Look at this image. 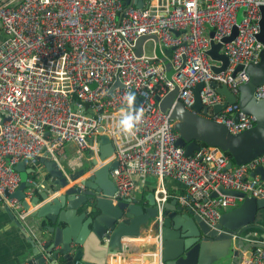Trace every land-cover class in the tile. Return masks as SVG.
<instances>
[{"label": "built area", "instance_id": "built-area-1", "mask_svg": "<svg viewBox=\"0 0 264 264\" xmlns=\"http://www.w3.org/2000/svg\"><path fill=\"white\" fill-rule=\"evenodd\" d=\"M263 6L264 0H145L142 9L134 0L130 5L126 0L2 1L0 206L26 220L31 210L25 209L23 200L29 202L33 193H25L21 201L12 197L21 184L16 165L27 161L37 180L45 174L41 158L49 154L62 168L60 160L66 161L63 155L69 145L75 147L76 166L88 165L89 151L99 161L104 134L115 146L111 160L118 162L110 171L116 185L112 199L134 201L136 192L156 179L160 223L171 199L212 228L243 202L220 189L264 199V180L252 176L264 165V156L231 169V157L216 147L201 146L187 156L177 145L172 110L162 111L157 100L178 87L177 101L193 111L195 88L203 84L200 99L212 111L225 103L214 83L228 86L238 96L239 88L250 82L246 69L260 62L264 50L258 39ZM235 27L237 38L225 43ZM144 36H157L163 54L172 49L170 61L176 71L172 81L157 55L156 42L152 57L145 52L146 43L142 55H136L137 41ZM212 42L221 44L220 54L229 59L225 72L213 70L223 64L208 55ZM239 66L243 70L235 75ZM117 79L123 86L110 93ZM255 97L264 101V85L256 89ZM137 98L143 103L134 112ZM212 118L231 135L255 126L254 117L242 114L238 106ZM168 180L183 186L184 193L170 195ZM40 182L29 181L41 190L45 186ZM154 243L156 251L149 254L158 261L146 263L142 255L133 264H162V238ZM243 264H264V247L254 249Z\"/></svg>", "mask_w": 264, "mask_h": 264}, {"label": "water", "instance_id": "water-1", "mask_svg": "<svg viewBox=\"0 0 264 264\" xmlns=\"http://www.w3.org/2000/svg\"><path fill=\"white\" fill-rule=\"evenodd\" d=\"M132 2L126 0L128 5ZM144 3L145 0H134V5L140 9ZM261 14L258 39L264 45V6ZM174 34L180 35L176 31ZM237 36L235 27L232 35L224 39V42L230 43ZM211 37H214V33ZM149 40L157 43L158 57L165 67L168 80L172 81L176 73L170 61L172 49L162 55L157 36L141 37L137 41L136 55H142L143 47ZM221 48V44L212 42L208 52L213 61L223 64L221 68L213 67L216 73L225 72L229 67V59L220 54ZM242 70L243 67L239 66L235 75ZM246 72L250 82L239 88L238 96L226 85L213 84L225 98V103L215 106L212 111L202 105L200 91L203 84L195 88L193 111L183 110L184 115L180 116L177 109L183 107L181 102L167 107L172 110V118L181 121L177 126L181 134L177 145L185 149L187 156L200 149L198 141L216 137L213 131L215 125L227 128L211 119L192 117L199 114L205 117L209 114L219 115L229 106H238L242 114L254 117L255 126L238 135L230 134L228 152L231 161L228 169L249 164L264 156V101L255 97L256 89L264 85V50L260 62L251 64ZM122 86L120 79H117L110 93ZM178 92L176 87L165 98H157L162 111H167L163 109V103L168 97L177 96ZM142 103L143 99L137 98L133 111H138ZM235 121H239V115L235 116ZM99 147V161L94 152L89 151L90 163L77 170L65 164L63 159L60 160L62 168L58 167L49 154L41 158L45 174L38 179H42L47 186L41 190L35 189L30 203L23 200L25 209L31 210L28 227L33 232V236L28 238L31 248L25 254L27 264H109L111 255L126 249L121 240L128 237H150L158 241L161 237L162 264H225L232 257L237 259L235 264H243L245 256L250 259L254 249L264 247L257 243L263 239L255 237L264 234V199L249 198L242 193L220 189L227 196L243 198V202L238 208L224 213L216 228L208 225L192 209L182 208L177 200L165 205L163 222L160 223L154 193L147 197L148 207L142 206L138 200L114 202L112 197L116 185L110 177V171L118 166L117 161L111 160L115 146L108 135L104 134L100 137ZM96 166L99 167L92 171ZM15 169L20 174L34 173L37 178L35 170L29 168L27 161L20 162ZM252 176H260L264 180V165L256 169ZM27 186L34 188L33 184ZM8 212L13 217V212ZM151 247L153 250L156 248L155 245Z\"/></svg>", "mask_w": 264, "mask_h": 264}, {"label": "crops", "instance_id": "crops-1", "mask_svg": "<svg viewBox=\"0 0 264 264\" xmlns=\"http://www.w3.org/2000/svg\"><path fill=\"white\" fill-rule=\"evenodd\" d=\"M2 1L4 0H0V3ZM3 39H4V35H3L1 26H0V43L3 41ZM149 42H152L153 46H155V41L153 40L147 41L145 45V52L147 48V43ZM162 55H165V54L162 53ZM165 102L168 104V107L173 103L174 104L179 103L177 101V96H170ZM180 105L184 107L183 104L180 103ZM183 107H180L177 109V113L180 116L184 115L183 110H185L186 112L189 111L185 107L184 108ZM169 110L170 109L168 108L167 111ZM197 117H200V118L203 117L204 119L207 118V120L209 119L208 117L203 116V114L193 116L192 118H197ZM174 120H175L176 131L178 135L180 136L181 134H180L179 129H177V126H178V123H181V121L176 120V119ZM63 156L67 157L65 164L69 162L68 164H70L71 166H74L73 168L76 170L82 167V166L80 167L76 166L77 160H75L76 154H75V147L73 145L68 146ZM34 176H35L34 173H25L24 175L21 174V178L23 179V181L27 182L26 187H25L26 191L19 192L18 190L12 195V197L20 200V198L24 196L25 193H33V197H34L35 188H30L27 186L28 184H30L29 183L30 180L35 181L36 183L40 182L38 179L36 180ZM41 182L44 184L45 187L47 186V183L42 181V179H41ZM156 185H157L156 179H153V178L149 179L147 186L140 188L136 192L135 200H138L142 206L148 207L149 200L147 199V197L151 193H154ZM166 186H167V189L170 195H172L173 197H177L180 194L184 193L183 186L171 180H168L166 182ZM173 200H176V199H171L170 202ZM12 214H13V217L12 215L9 214L8 209L0 206V264H27L25 254L31 248L28 238L33 236V232L30 231L28 227L30 220L27 218L26 220L23 221L18 217L16 213L13 212ZM255 237H257V239H261V238L263 239L262 241H258L259 243L264 242V234H259V235L257 234L255 235ZM121 241L123 243V247H126V249L123 250L121 253H117L120 255H117L118 257L115 260H113L114 255H111L109 264H133V260L136 257H140L142 255H144V259L146 263H149V262L151 263L153 259L156 260V262L158 261V259L153 258L149 254L150 251L154 252V250H152V247L150 245H152V243L155 242V239H152L150 237H146V238L128 237L125 239L123 238V240ZM154 245L155 243L152 246ZM244 259H246V256ZM236 261L237 259H235V257H232V260L229 259L228 262L225 264H235Z\"/></svg>", "mask_w": 264, "mask_h": 264}, {"label": "trees", "instance_id": "trees-1", "mask_svg": "<svg viewBox=\"0 0 264 264\" xmlns=\"http://www.w3.org/2000/svg\"><path fill=\"white\" fill-rule=\"evenodd\" d=\"M225 130L226 128L215 125L213 131L216 137L208 141H198V142L200 143V145L202 144L201 146L223 148L225 150V153L230 157V154L228 152V142L231 135L230 133L229 135H226Z\"/></svg>", "mask_w": 264, "mask_h": 264}, {"label": "rangeland", "instance_id": "rangeland-1", "mask_svg": "<svg viewBox=\"0 0 264 264\" xmlns=\"http://www.w3.org/2000/svg\"><path fill=\"white\" fill-rule=\"evenodd\" d=\"M146 54H147V56H151V57L154 55V46H153V43L152 42L147 43ZM167 107H168V104L166 102H164L163 103V109L164 110H167ZM206 117H208L209 119H211L212 121H214L213 118H212V114H209ZM225 134L226 135H229V131H228L227 128L225 130ZM204 141H206V140H204ZM219 149L221 151L225 152V150L223 148H219ZM22 175H24V174H22ZM26 184H27V182L26 181H23V179L21 178V184H20L19 192L26 191V188H25L26 187ZM22 198H23V196L20 198V201L23 200Z\"/></svg>", "mask_w": 264, "mask_h": 264}, {"label": "bare ground", "instance_id": "bare-ground-1", "mask_svg": "<svg viewBox=\"0 0 264 264\" xmlns=\"http://www.w3.org/2000/svg\"><path fill=\"white\" fill-rule=\"evenodd\" d=\"M151 246V245H150ZM149 247V246H148ZM152 260V259H151ZM150 263V262H149ZM151 263H156V260L153 259V261H151Z\"/></svg>", "mask_w": 264, "mask_h": 264}]
</instances>
